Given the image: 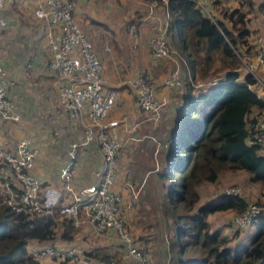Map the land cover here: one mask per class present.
Masks as SVG:
<instances>
[{
    "label": "trees",
    "instance_id": "obj_1",
    "mask_svg": "<svg viewBox=\"0 0 264 264\" xmlns=\"http://www.w3.org/2000/svg\"><path fill=\"white\" fill-rule=\"evenodd\" d=\"M157 1L171 14L169 32L175 17L180 46L187 55L180 66V83L170 85L181 86L183 95L167 140L161 142L150 135L157 154L166 150V164L158 176L164 182L159 208L168 235L169 264H264V209L244 229L234 224V215L229 217L226 224L235 233L232 239L220 228L213 229L209 216L244 212L250 204L247 196L223 193L200 205L198 190L225 171L243 170L253 182L264 183V147L250 141L264 115V97L254 88L259 84L254 74L246 72L242 78L239 57L251 50L249 15L258 6L264 16V0H239L241 6L233 9L224 6L225 0H211V7L221 6V16L213 14V18L193 0ZM4 167L0 160V264H43L31 256V240L42 245L54 241V227L59 225L60 239L72 241L77 229L72 218L60 213L61 201L51 212L28 215L2 203L9 191L21 192L16 180L9 187L3 185ZM241 232L252 233L236 241ZM108 249L95 246L87 255L112 261L115 254ZM56 264L72 263L62 260Z\"/></svg>",
    "mask_w": 264,
    "mask_h": 264
},
{
    "label": "built area",
    "instance_id": "obj_2",
    "mask_svg": "<svg viewBox=\"0 0 264 264\" xmlns=\"http://www.w3.org/2000/svg\"><path fill=\"white\" fill-rule=\"evenodd\" d=\"M78 1L37 0L34 10L35 16L44 26L45 48L50 52V68L63 81L55 89L59 94V108L66 114L73 128H82L84 131L82 140L71 143L70 158L61 169L62 187L70 193V200L62 202L59 211L63 217L72 218L76 228L89 225L97 236L123 246L122 264H149L147 254L126 228L124 197L115 187L118 180V157L121 147L125 145L118 129L120 121L108 119L110 110L117 102V88L107 84L105 64L75 15ZM193 1L213 18L211 0ZM14 2L0 0V42L4 31L10 26L6 10ZM131 30L136 31L134 26ZM258 48L257 61L264 65L262 37L258 39ZM151 53L154 59L172 56L173 50L169 47L165 32L151 39ZM31 68V63H28L23 75H29ZM179 73V68L175 69L165 83H180ZM15 82L0 64V160L6 164L3 169L6 176L3 185L9 187L16 180L21 188L20 193L9 191L1 202L11 205L15 212L24 215L51 212L60 199L44 193L43 181L33 173L40 153L39 147L28 135L18 139L14 146L5 138V123L21 119V113L15 109L9 96V86ZM129 82L144 112V119L159 120L164 102L158 97V85L151 81L150 74L141 72ZM250 141L264 147V115L256 123ZM94 142L98 146L100 158L96 179L87 186L76 188L73 186L75 164L81 149ZM126 184L129 182L126 181ZM139 191H133L129 206L137 202ZM226 193L239 194L240 190L232 187ZM263 209L257 203H250L244 212L235 215L234 224L243 229L248 227ZM29 252L35 259L81 255V249L73 245H47L31 248ZM86 260L89 261L88 258ZM93 264L117 263L113 259L99 260Z\"/></svg>",
    "mask_w": 264,
    "mask_h": 264
},
{
    "label": "crops",
    "instance_id": "obj_3",
    "mask_svg": "<svg viewBox=\"0 0 264 264\" xmlns=\"http://www.w3.org/2000/svg\"><path fill=\"white\" fill-rule=\"evenodd\" d=\"M156 3L158 5H155ZM36 4L37 0H15L11 8L6 10L10 26L1 38L0 64L6 69L8 76L16 81L9 86V96L15 109L21 113V119L6 122L4 133L6 141L11 146L23 136L28 135L32 138L40 149L33 173L43 181L44 193L57 197L64 203L70 200V193L64 191L62 187L61 169L70 158L71 143L82 140L84 131L82 128H73L66 114L59 108V94L55 89L63 81L50 68V52L45 48L44 26L34 14ZM75 15L100 54L105 64L107 84H112L111 86H114L118 79L128 76L130 61L133 62L134 59L140 62L155 61L151 53V39L161 32L166 34L172 32L168 30L171 14L156 0H79ZM132 26L136 31L131 30ZM254 44L258 48L257 41ZM253 62L259 70H264L262 69L264 65H260L257 58ZM28 63H31L32 68L30 74L26 76L23 74ZM139 73L141 72H137L130 79ZM114 87L118 89V99L110 110L108 119L120 121L118 129L121 138L125 141L118 157V180L115 187L122 193L127 210L134 206L128 205L133 191L141 190L150 177L148 174H151V172L143 173L145 180L138 181L141 176L134 174V166L138 159H135L133 152L139 150L136 147H140L143 143L153 142L150 135L155 136L154 128L158 127L161 118L157 121L144 119V112L134 95L137 113L131 110L127 102V105H124L126 109L122 105H117L118 101L121 103L126 100L123 98L126 93L120 86ZM254 88L264 97L260 85H254ZM179 110L175 111V114ZM135 113L137 121L133 122ZM131 117L132 119H129ZM149 125H152L150 130H146ZM153 143L155 145V142ZM152 156L151 162L156 156L155 151ZM99 162L98 146L95 142L82 148L74 167L73 186L80 188L93 183ZM140 173L141 171L137 175ZM126 181L129 184H126ZM223 213H228L231 217L232 212ZM81 227L88 236L86 239L85 237L79 239L77 232L74 240L62 243L73 245L85 244L88 241L87 244L92 247L107 246L112 254L115 253L112 252L113 245H118L119 252H124L123 246L118 242L97 236L89 225ZM252 232H241L236 241L249 237ZM97 241L101 244L103 242V245H95ZM39 245H41L39 240H31L28 248L30 250L40 247Z\"/></svg>",
    "mask_w": 264,
    "mask_h": 264
},
{
    "label": "rangeland",
    "instance_id": "obj_4",
    "mask_svg": "<svg viewBox=\"0 0 264 264\" xmlns=\"http://www.w3.org/2000/svg\"><path fill=\"white\" fill-rule=\"evenodd\" d=\"M255 1L256 3L258 2V0ZM155 5H158V3H156ZM225 5L227 7H230L231 9L241 6L239 0H225L224 6ZM220 7L221 6H219L218 9L211 7L213 14L221 16V14L219 13ZM245 8L247 7L245 6ZM249 17L250 18L248 23L250 28L252 29V35L249 42V47L251 46V50H249L246 55L243 54L239 56L242 61V78L244 73L246 72L254 74L259 81L258 85H260L262 91H264V70H259L258 66L253 62L254 59L257 58V50H259V48H256V45L254 43L257 41L258 44V39L260 37L264 39V16L258 9V6H256L253 10V13H251ZM173 21L175 23V26L172 27L171 35H167L169 47L171 50H173L172 56L155 59V61L140 62L134 59V63L132 61L129 62V68L127 70L129 71L127 74L128 76L118 79L116 81L117 83L114 85L120 86L122 91H125L126 93L125 96H123V98L126 100L122 101L121 103H119L118 101L117 105H122L124 107V105L128 104V106L131 107V110L136 112L137 106L134 104L133 99V95L135 96V94L134 89L129 82L131 80L130 78H132L137 72H146L147 74H150L151 81L158 85L156 89L158 97L165 103L164 106L162 105L163 109L160 115L161 120L157 124L158 127L154 128L156 129L155 138H157L156 140L161 142H165L167 140L171 125L173 123L175 111H177L180 106L179 104L181 100L179 99L183 95L181 86H167L165 84V80L170 77L175 68H179L180 66H182V62L184 63L187 58L185 51L180 46L179 31L174 16ZM113 35L115 36V33ZM113 41L114 39H112V43ZM252 44H254V46H252ZM243 51L245 50L243 49ZM134 71L136 73H133ZM111 85L112 84H110L109 86ZM128 99L129 101H127ZM124 109L126 108L124 107ZM136 113L133 114V122L137 121L135 120ZM129 119H132V117ZM151 126L152 125H149L145 129L150 130ZM136 149L139 150L133 152L135 159H138L136 165L134 166V174L136 176H141L139 177L138 181L142 182L143 180H145V176L143 177V173L147 174L148 172H151V174H148L150 175V177L147 179V183L139 191V198L137 199V202L133 207L127 210L125 209L126 228L138 241L139 246L143 248V250L145 249L146 251H148L147 256L149 258V264H169L168 235L166 232L165 222L159 208V202L164 197V182L158 176V171L163 170L164 165L166 164V150H162L158 154L156 153V156H154V161L151 162L150 158L152 155H154V151L156 152V147L153 142L149 141L145 144L143 143V145H141L140 147H136ZM139 171H141V173L137 175ZM232 187H236L240 190L241 193L245 194L249 199V203H257L264 207V183L253 182L250 179L249 173L243 170L222 172L215 182H204L199 185L198 190L201 194V201L199 204L202 205L216 199L221 194L226 193ZM232 215H234L235 217V215L238 214L233 211L231 213V216ZM228 219V213L225 214L223 212H218L209 216V220L212 223L213 229L220 228L222 231L229 233L230 237H232L233 239L235 233L231 232V230L227 228L228 225L226 223ZM79 228L80 227L76 228L77 232L79 233V239L80 237H85L86 239L88 236L83 230L84 228ZM54 230L56 233L55 240L45 243V245H42L41 243L40 247L50 245V243H57L61 247L72 246L71 244L67 245L62 243L63 241L62 239H60V233L62 230L61 226L57 225L56 227H54ZM81 241H83V239H81ZM87 242L85 244H73V246H78L81 249V255L67 258L47 257L41 258L39 259V261H41L43 264H56L62 260H66L72 264L96 263L100 259H95L87 255V252L92 250L95 246L92 247L88 245L89 242L88 244ZM95 245H103V242L101 244L99 241H97ZM117 246L118 245H113L112 247L114 248L112 252L116 253H114L115 256L113 259L117 264H122L124 260L122 255L123 253L119 252ZM87 258L90 262L86 260Z\"/></svg>",
    "mask_w": 264,
    "mask_h": 264
}]
</instances>
